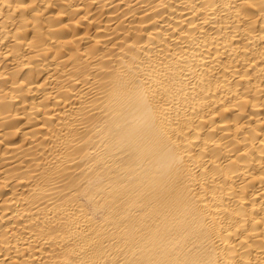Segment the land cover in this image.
Segmentation results:
<instances>
[{
  "label": "bare ground",
  "instance_id": "6f19581e",
  "mask_svg": "<svg viewBox=\"0 0 264 264\" xmlns=\"http://www.w3.org/2000/svg\"><path fill=\"white\" fill-rule=\"evenodd\" d=\"M0 73V264H264V0H0Z\"/></svg>",
  "mask_w": 264,
  "mask_h": 264
},
{
  "label": "clouds",
  "instance_id": "9594fccd",
  "mask_svg": "<svg viewBox=\"0 0 264 264\" xmlns=\"http://www.w3.org/2000/svg\"><path fill=\"white\" fill-rule=\"evenodd\" d=\"M6 38H7V37H5V39H6ZM24 66H25V65H23V63H20V66L17 68V71H22ZM3 76H4V74L0 73V78H3Z\"/></svg>",
  "mask_w": 264,
  "mask_h": 264
}]
</instances>
